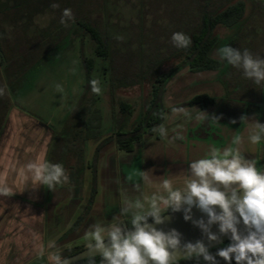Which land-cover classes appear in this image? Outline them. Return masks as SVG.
Wrapping results in <instances>:
<instances>
[{
	"label": "crops",
	"instance_id": "0c3cea01",
	"mask_svg": "<svg viewBox=\"0 0 264 264\" xmlns=\"http://www.w3.org/2000/svg\"><path fill=\"white\" fill-rule=\"evenodd\" d=\"M235 36H230V40L239 35ZM260 38L259 36L255 43ZM251 40L247 36L242 45L253 55H259ZM221 62V68L213 71L216 74L212 82L211 79L210 82L206 79L195 81H208L209 86L203 88L206 95V91L222 90L220 95L210 92L209 96L217 101L215 106H211L215 109L209 113L211 107L202 109L189 105L194 96L185 95L184 92L195 82L184 79L191 73L189 69L180 71L166 87V118L162 124L166 129V136H160L158 131L146 135L141 142L135 144L132 152L121 151L117 147V129L113 119V114L117 111L115 103L111 106L113 110L105 116L98 100L97 107L102 113L100 135L84 138L81 133L75 140L72 131L68 132L67 138L73 144L70 143L69 148L61 147L63 154L59 148V156L54 159H51V150L57 137L67 133L65 125L68 118L63 119L59 127H55L51 118L42 120L21 108L11 107L0 133V264H53L56 256L63 250L80 245L87 247L90 242L88 234L94 224L105 228L117 224L123 226L125 221L131 222L133 213L144 214L154 202L160 206L162 215L168 213L171 210L166 211L165 201L171 191L185 187L190 178V163L210 158V153L207 155L206 151L222 144L223 139L210 132L212 123L226 137L232 136L233 139L228 143L232 151L240 149L246 154L244 157L247 160L252 152H260L255 155H261L260 165L258 163L256 167L264 172L262 139L259 142L261 149L251 142L249 132V135L246 134L241 139L239 133L244 130L243 120L233 124L211 118L226 100L244 103L241 117L244 116L249 104L259 102L253 100L255 96L260 97L262 102L264 89L261 88L259 96L254 95L252 90L246 91L251 89V81L244 78L241 70L225 61ZM226 65L235 70L230 82H227L226 75H222ZM212 83L214 86H210ZM240 89L244 91L238 94ZM113 92H124V89H115ZM170 92L171 95H168ZM189 109L192 110L188 112ZM191 113L196 117L208 114L209 118L194 120L190 126L192 123L187 120ZM135 123L130 121L127 129L132 128ZM236 138H239V143H234ZM226 145L222 144L221 147ZM99 146L97 192L88 213L75 229L74 225L89 205L93 188L92 164ZM41 164L62 165L68 179L62 180L53 190L43 185L32 189L33 176L29 166ZM124 207L130 211L121 216V209Z\"/></svg>",
	"mask_w": 264,
	"mask_h": 264
},
{
	"label": "trees",
	"instance_id": "16d2710c",
	"mask_svg": "<svg viewBox=\"0 0 264 264\" xmlns=\"http://www.w3.org/2000/svg\"><path fill=\"white\" fill-rule=\"evenodd\" d=\"M154 1L152 3L151 0L140 1L139 26L137 27V22L131 20L130 26L126 28H131L130 31H134L136 35L124 39L118 35V32L112 30L109 0H15L13 3L0 0V54L5 56L4 71L10 68L13 74H17L20 69H25L37 62L46 32L50 29L56 31L59 27H65L60 23L62 12L64 9H71L74 20L69 21L68 25L73 22L79 24L95 41L96 55L109 60L111 89H124L125 91L128 88L143 86L144 83L150 84V95L145 103L143 115L132 128L127 129L134 113L133 104L120 100L117 103V111L113 114L117 129V147L121 151L132 152L136 143L141 142L146 135L153 134V129H157L164 123L166 118L165 93L169 81L184 69H189L193 73L218 71L222 62L213 56L219 40L216 30L240 23L242 25L246 13L244 0L235 2L234 0H204V3H200V0H187V8L181 9L182 16L176 19L177 17L167 11L159 0ZM53 3H58L60 7L53 9L51 7ZM260 3L257 15L264 14V2ZM131 4L137 9V2H131ZM45 13L52 15L48 28L32 30L31 26H37L34 17ZM167 23L170 25L168 26ZM245 25L246 28L245 26L240 27L239 36L230 40L227 45L242 51L245 49L243 45L248 36L252 39L251 43L256 49L255 52L257 51L259 56L264 58V24L259 25L258 28L254 21L250 25L247 23ZM137 30L140 38H137ZM174 32H183L190 36L191 46L187 49L174 47L171 43V36ZM259 36L261 38L255 43ZM182 52H185L184 59L169 73L157 72L160 64L173 61ZM80 54L86 79L83 92L65 125L67 133L55 140L51 150V159L59 156L57 154L59 148H69L72 142L67 138L68 132L72 131L75 140L81 133L84 138L97 137L101 133L102 113L97 107L98 99L92 93L90 86V81L96 80L93 76L95 60L86 55L83 42L80 45ZM234 72V69H230L229 74L225 76L227 82H230V77ZM250 85H252L251 89L246 91L252 90L254 95H261V87L253 84L252 81ZM240 90L238 94L243 89ZM253 100L257 102L261 98L255 96ZM216 103L215 98L206 94L196 95L189 101L190 106H199L202 109L215 106ZM8 106L5 95L0 96V133L8 114ZM244 106V103L226 100L218 107L215 117H219L222 121L235 120L236 123H240ZM99 150L100 146L96 150L92 164L93 188L89 205L74 225L75 229L88 213L97 192L96 165ZM61 151L63 154L62 148ZM149 221L152 219L150 218ZM123 227L131 228V222L125 221ZM230 243L231 241L227 240L209 251L215 255L219 249L227 247ZM86 248L83 245L75 246L63 250L59 256L66 258ZM94 259L96 264L102 260L100 256ZM216 260L217 264H229L219 256ZM73 264H87V258ZM179 264H198V262L194 259H182ZM199 264H206V262L201 260ZM231 264H236L234 258Z\"/></svg>",
	"mask_w": 264,
	"mask_h": 264
},
{
	"label": "clouds",
	"instance_id": "9594fccd",
	"mask_svg": "<svg viewBox=\"0 0 264 264\" xmlns=\"http://www.w3.org/2000/svg\"><path fill=\"white\" fill-rule=\"evenodd\" d=\"M51 7L58 9L60 6L53 3ZM72 20L74 16L71 9H64L60 23L67 27ZM171 43L178 49H187L191 46V37L183 32H174ZM217 54L221 61L241 70L244 78L264 89V58L253 55L247 48L241 51L230 45L220 47ZM99 83L98 80L90 81L93 94H100ZM6 89V84L0 86V96L6 94ZM207 118L208 114L197 116L201 120ZM211 118L219 120V117ZM249 118L242 116L240 120ZM232 123L235 124L236 121L233 120ZM153 131H158L162 137L167 134L163 125ZM261 139H264V123L255 119L250 140L257 144ZM234 143H239V138ZM29 167L33 176L32 189L43 185L53 190L62 180L68 179L60 164ZM189 173L190 178L185 187L170 192L165 201L166 211L183 210L184 219L188 221L192 220V208L200 209L207 214V223L203 219L193 223L202 229L209 241L218 239L210 231V226L219 223L221 234L231 233V243L227 247L219 249L213 255L200 240L181 245V234L177 230L164 232L148 223L149 218L155 224L163 223L161 208L154 202L144 214H132L131 228L118 224L105 228L94 224L88 234L90 242L87 244V264H96V255L102 258L101 264H179L180 257L194 259L198 264L201 260L206 264H217V256L229 264L233 258L236 264H264V172L259 171L255 163L247 160L239 151L226 149L221 155L217 149H212L210 158L190 163ZM215 206H219V213ZM129 211V208L124 207L120 214L124 216ZM241 219L246 226V234L237 228ZM55 264H69V260L57 255Z\"/></svg>",
	"mask_w": 264,
	"mask_h": 264
},
{
	"label": "rangeland",
	"instance_id": "374dc122",
	"mask_svg": "<svg viewBox=\"0 0 264 264\" xmlns=\"http://www.w3.org/2000/svg\"><path fill=\"white\" fill-rule=\"evenodd\" d=\"M9 3H13L15 0H6ZM137 2V9L131 4ZM109 0V5L112 12L111 21L113 22L112 30L118 32V35L124 39L131 38L135 36L134 31H130L131 28L126 29L130 26L131 20L137 22V27L140 24L139 5L141 0ZM154 0H151V3ZM165 9L174 15V17L182 16L180 13L181 9L187 8V0H159ZM237 0H234L235 2ZM246 2V13L242 20V25L237 24L232 27H222L217 28L216 34L219 36L217 49L213 53V56L219 58L217 50L227 45L230 41V36H238L241 32L240 27L246 28L247 25L254 24L258 28L259 25L264 24V14L257 15V10L259 9L261 3L264 0H244ZM156 3V1H154ZM200 3H204V0H200ZM150 4V3H149ZM147 8L149 6H146ZM263 7V5H262ZM52 15L50 13L40 14L34 17V21L37 26H31L32 30L48 28L50 25ZM252 21V22H251ZM166 22V21H165ZM169 26L170 24L167 23ZM37 27V28H36ZM50 28V27H49ZM170 28V27H169ZM139 29V28H137ZM246 30V29H245ZM48 31V30H47ZM137 30V38H140ZM262 35V34H261ZM45 41L40 49V55L37 62L33 63L31 66L25 69H20L17 74H13L12 69L4 71L5 67V56L0 54V84L1 86L7 85L5 99L9 104L8 113L11 107L21 108L24 111L40 117L42 120H49L51 118V123L55 127H59L61 121L69 118L71 112L77 104V100L81 97L85 84V71L80 54L81 42L84 44L86 55L95 60V68L93 70V76L98 80L99 87L101 88L100 94H94L99 102V107L104 112L105 116L110 110L114 103L117 109V103L120 100H125L130 102L134 106V113L132 115L131 121L137 122L141 119L144 106L150 95V84L144 83L143 86L132 87L126 89L124 92H113L110 87V62L108 59L98 57L95 52L96 43L91 38L90 34L87 33L79 24L73 22L67 27H59L58 29H50L45 34ZM235 36V37H236ZM185 57V52L180 53L176 56L173 61L167 63H162L159 65L158 73H169L174 67L177 66ZM230 67L226 65L222 71V75L229 74ZM215 72L205 71L200 73L189 72L184 79L190 82H195L202 79L209 80L211 82L215 79ZM232 77V76H231ZM229 81H232L231 79ZM190 84L185 95L195 96L198 94H204L203 88L209 86L208 81L206 83ZM215 83V82H214ZM214 83L210 86H214ZM59 86V87H58ZM218 87V86H217ZM213 91V90H212ZM206 91L208 95L213 93L214 95H220L222 93L221 89L217 92ZM166 95V93H165ZM171 95V92L168 94ZM114 98V99H113ZM76 103V104H75ZM110 103V104H109ZM248 111L244 116L250 117L249 119L243 120V132L239 133L241 139H244L246 134H252V126L255 119H258L260 123H264V97L262 102H257L254 104H249L247 106ZM215 108L211 107L209 113ZM192 109H189L190 112ZM217 111V110H216ZM193 112V111H192ZM253 117V118H251ZM194 120H199L197 117L191 113L187 122L192 123ZM213 122V121H212ZM211 122V123H212ZM212 123L211 133L217 134L221 137L222 144H227L224 148L215 147L222 155L223 151L229 149V142L231 137H226L222 130L217 129V125ZM205 127V126H204ZM202 127V131L204 130ZM219 128H223L220 127ZM248 134V135H249ZM233 135V134H232ZM212 136V135H211ZM264 142V139H262ZM218 144V143H217ZM261 143L255 144L259 145L261 149ZM258 147V148H259ZM239 151V153L244 156L245 153L240 151V149L233 150ZM207 155L211 153V150H207ZM256 153L252 152L251 156H247L249 160L253 161L255 165L259 163L260 165V154L255 156ZM252 156L254 158H252ZM259 158V159H258ZM55 263V262H54ZM53 263V264H54Z\"/></svg>",
	"mask_w": 264,
	"mask_h": 264
},
{
	"label": "water",
	"instance_id": "95a60500",
	"mask_svg": "<svg viewBox=\"0 0 264 264\" xmlns=\"http://www.w3.org/2000/svg\"><path fill=\"white\" fill-rule=\"evenodd\" d=\"M240 195H242V192L240 193ZM215 209L217 213L221 211L219 209V206H215ZM184 215L185 213L183 210H181L180 212H168L166 214H163L162 216L163 223L155 224L153 220L149 221L148 223L153 225L158 230H162L164 232H168L172 229L177 230L181 234V237H180L181 245L187 242L195 243L196 241L200 240L210 250L212 248L222 245L227 240L231 241L230 239L231 233H228V234L220 233L219 223H214L210 226V231L213 234H215L218 237V239L216 241H209V239L207 238V235L202 231V229L193 223V221L200 220V219H203L205 223H207L208 216L206 213H203L200 209L196 207L192 208L191 213H190V215L192 216V220L186 221L184 219ZM237 228L241 233L246 234V226L243 224L242 219H241V223L237 225ZM87 253H88V250L86 248L80 251L79 253L71 255L66 258H68L69 264H73L80 260L86 259ZM96 256H99V255H96ZM182 259L183 257H180L179 261ZM99 264H101V261L99 262Z\"/></svg>",
	"mask_w": 264,
	"mask_h": 264
},
{
	"label": "built area",
	"instance_id": "2783aa9c",
	"mask_svg": "<svg viewBox=\"0 0 264 264\" xmlns=\"http://www.w3.org/2000/svg\"><path fill=\"white\" fill-rule=\"evenodd\" d=\"M150 219V218H149Z\"/></svg>",
	"mask_w": 264,
	"mask_h": 264
}]
</instances>
